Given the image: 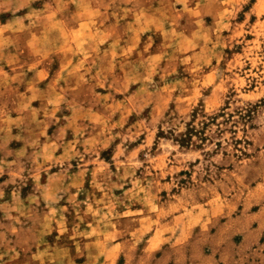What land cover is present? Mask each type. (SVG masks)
I'll return each instance as SVG.
<instances>
[{
    "label": "clouds",
    "instance_id": "9594fccd",
    "mask_svg": "<svg viewBox=\"0 0 264 264\" xmlns=\"http://www.w3.org/2000/svg\"><path fill=\"white\" fill-rule=\"evenodd\" d=\"M0 264H264V0H0Z\"/></svg>",
    "mask_w": 264,
    "mask_h": 264
}]
</instances>
